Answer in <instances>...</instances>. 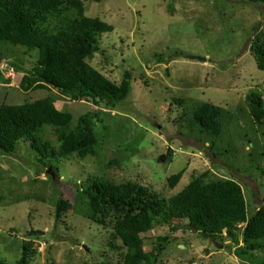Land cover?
Returning a JSON list of instances; mask_svg holds the SVG:
<instances>
[{
    "label": "rangeland",
    "instance_id": "rangeland-1",
    "mask_svg": "<svg viewBox=\"0 0 264 264\" xmlns=\"http://www.w3.org/2000/svg\"><path fill=\"white\" fill-rule=\"evenodd\" d=\"M82 1L87 17L114 29L100 39L90 65L118 85L129 72L132 92L114 109L73 102L54 89L24 93L19 85L36 67L38 51L0 43V107L51 97L60 111L73 115L74 124L88 113L99 117L98 144L85 159L59 160L49 153L43 160L29 143H19L12 155L0 151V264H16L30 241L37 253L29 264H119L121 242L114 241L118 251L111 249V228L90 221L76 199L78 187L91 178L132 182L170 200L209 171L212 178L240 183L249 218L263 205L264 121L250 115L246 97L254 91L264 98V71L251 54L255 35L264 31V3ZM206 103L223 111L218 137L194 125V111ZM182 171L171 188L169 178ZM58 200L73 209L56 223ZM31 231L45 235L31 240ZM142 237L150 250L169 237L157 264H247L235 255L242 242L226 234L207 241L189 229L164 226Z\"/></svg>",
    "mask_w": 264,
    "mask_h": 264
},
{
    "label": "trees",
    "instance_id": "trees-1",
    "mask_svg": "<svg viewBox=\"0 0 264 264\" xmlns=\"http://www.w3.org/2000/svg\"><path fill=\"white\" fill-rule=\"evenodd\" d=\"M113 30L99 19L87 17L82 0H0V43L38 51L36 67L25 73L19 85L24 93L54 89L73 102L97 107L103 104L112 109L123 104L132 92L131 74L127 72L118 85L89 63L100 50V39ZM251 54L258 69L264 71V31L255 35ZM246 103L250 115L262 123L263 96L253 91ZM222 116L221 108L206 103L194 111L193 122L202 132L218 137ZM98 118V113L92 112L74 124L73 115L60 111L51 97L23 105H2L0 151L12 155L19 143H29L43 160L49 153L59 160L73 156L85 159L94 155L98 144ZM172 155L171 151L168 159ZM183 175L182 171L169 178L170 187L176 188ZM211 176L208 171L195 177L170 200L132 182L116 185L96 177L84 183L82 190L78 187L76 199L87 207L90 221L111 228V249L118 251L114 241L121 242L125 251L119 264H157L169 237L159 238L150 250L142 235L164 226L173 232L180 227L189 229L207 241L226 234L235 244L242 242L235 250L239 259L247 264H264V196L263 205L249 218L240 183ZM55 207L56 223L73 209L63 200H58ZM175 220L181 224H175ZM239 225H245L243 230ZM34 245L32 241L24 242L22 257L16 264L32 261L37 253Z\"/></svg>",
    "mask_w": 264,
    "mask_h": 264
},
{
    "label": "water",
    "instance_id": "water-1",
    "mask_svg": "<svg viewBox=\"0 0 264 264\" xmlns=\"http://www.w3.org/2000/svg\"><path fill=\"white\" fill-rule=\"evenodd\" d=\"M199 60L202 61V62H206L205 59H201L200 58ZM2 64H3V60L0 58V65H2ZM165 159H166V156H162L160 160H161V162H164ZM44 235H45V232H43V231H31L29 233L30 237L44 236Z\"/></svg>",
    "mask_w": 264,
    "mask_h": 264
},
{
    "label": "crops",
    "instance_id": "crops-1",
    "mask_svg": "<svg viewBox=\"0 0 264 264\" xmlns=\"http://www.w3.org/2000/svg\"><path fill=\"white\" fill-rule=\"evenodd\" d=\"M0 70H2V67H0ZM20 76V75H19Z\"/></svg>",
    "mask_w": 264,
    "mask_h": 264
},
{
    "label": "clouds",
    "instance_id": "clouds-1",
    "mask_svg": "<svg viewBox=\"0 0 264 264\" xmlns=\"http://www.w3.org/2000/svg\"><path fill=\"white\" fill-rule=\"evenodd\" d=\"M0 67H1V65H0Z\"/></svg>",
    "mask_w": 264,
    "mask_h": 264
}]
</instances>
